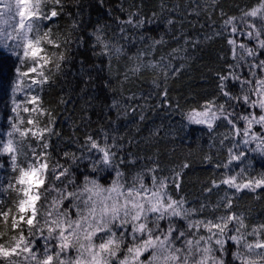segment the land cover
Wrapping results in <instances>:
<instances>
[{"label": "trees", "instance_id": "16d2710c", "mask_svg": "<svg viewBox=\"0 0 264 264\" xmlns=\"http://www.w3.org/2000/svg\"><path fill=\"white\" fill-rule=\"evenodd\" d=\"M262 3L264 0H216L215 3L213 0H61L59 5L47 4L45 12L50 13L55 7L60 14L44 21V30L51 29L52 38L60 47L44 44L45 51L40 56L45 59L38 61L42 62L47 73L53 68L52 63L46 62L51 59L52 52H63L69 59L64 61L61 72L52 77L55 83L51 86L46 84L44 91L38 94L39 99L27 105L38 109L32 116L39 118L40 128L47 123L49 114L54 117L55 123L51 127L58 133L51 135L50 148L45 150L51 155L40 188L34 229L36 221L43 223L41 213L52 211L50 200L54 197L57 201L60 199L56 192L49 193L47 198L43 194L54 182L51 168L57 162L62 165V168H57V174L67 168L70 173L68 179L75 176L78 186L84 182L85 175L99 177V182L105 185L109 182L100 181L103 175L115 178L112 170L92 172L93 162L98 161L102 153L96 149L89 150V137L100 146H110V151L116 154L113 165H118L129 180L137 172H146L153 167H157L158 176L166 178L180 172L177 178L179 195L187 199L186 206L199 208L201 203L206 205L204 212L196 214V219L215 221L218 216L235 213L243 214L248 231L264 224V186L257 191L244 189L236 194L228 213L222 207L213 210L212 206L225 191L235 192L220 181L239 173L252 158L230 161L229 150L231 155H235L241 142L235 143L232 137H236L235 129L226 120L219 119L211 129L189 120L191 113L204 110L210 103L214 109L224 105L226 112L238 111L241 116L254 113L258 117L262 114L258 107L246 106L242 98L231 101L223 94L226 91L234 97L243 95L239 80H234L233 76L252 79L253 85L255 78L250 76L247 67H229L235 65L232 45L228 43L234 36L229 29L222 28L225 20L241 17ZM133 13H138L133 17L134 21L144 20L143 27L121 23ZM170 19L172 24L168 23ZM97 27L103 28L105 39L122 47L123 54L119 57L94 54L101 51L90 35ZM121 27L125 29L124 33L120 32ZM81 39L83 46H80ZM161 39L162 43L153 45L154 40ZM241 40L249 47H255L246 37ZM259 59H264V50L260 51ZM149 62L158 67L143 68ZM17 64L8 52H0V131L9 130L8 119L15 115L11 111V86ZM138 64L143 70L134 72ZM255 71L258 78H264V71L260 68ZM221 76L229 78L222 82ZM248 87L245 84L244 90L247 91ZM165 89L167 95L164 94ZM254 98L255 93L249 95L250 100ZM17 100L22 102L23 95H18ZM21 114L29 116L22 109ZM236 124L243 128L245 122L239 120ZM252 128L260 137L264 135L261 125L253 124ZM32 130L37 131L35 128ZM32 143L35 147L34 139ZM251 148L250 144L239 147L238 153L244 151L248 155ZM252 161L253 167L246 169L245 174L238 177V182L261 179L264 175V161ZM0 163L4 165L0 168V182L7 186L9 177L18 173L12 172L6 156L0 159ZM184 164L188 167L184 168ZM226 164L229 165L227 168L224 167ZM61 181L67 183L65 177H61ZM146 182H151L150 177H146ZM213 182L219 187H213ZM55 184L58 188L64 187L60 181ZM210 188L211 191H206ZM73 190L69 185L64 195ZM169 190L177 196L174 184L169 185ZM16 198L14 192L0 194V199L5 200V211L12 207L11 201ZM69 199L58 207L52 206L54 216L56 212L65 211ZM15 214L13 208L12 215ZM12 215L6 222L0 220V229L6 233L0 237V243L10 242V237L19 233V229H11ZM27 216L30 214L25 218ZM21 227L27 235L23 221ZM44 235H47L46 229ZM261 239L264 240V236ZM250 240L254 241L255 237ZM39 246L42 256V240H37L36 247Z\"/></svg>", "mask_w": 264, "mask_h": 264}, {"label": "snow or ice", "instance_id": "6c2138e0", "mask_svg": "<svg viewBox=\"0 0 264 264\" xmlns=\"http://www.w3.org/2000/svg\"><path fill=\"white\" fill-rule=\"evenodd\" d=\"M215 2L216 0H213V3ZM0 3L3 4L0 8V47L18 62L11 86V111L15 115L8 119L9 130L5 134L6 139H0V156L8 155L12 172L18 173L15 177H9L7 186L0 182V194L14 192L17 198L11 201L12 207L7 211L4 210L5 200L0 199V220L6 222L14 208L16 214L12 215L11 229H19V233L12 235L10 242L0 243V261L3 264H264V253L255 252L256 249H264V240L261 239L264 236V224L248 231L243 214L228 213L236 194L244 189L255 191L264 185V175L255 181L238 182V177L243 176L246 169L253 167L252 160H248L236 175L226 176L220 181L235 192L230 194L225 191L212 208L216 210L222 207L228 214L216 217L215 221L196 219V214L204 212L206 205L201 203L199 208L186 206L187 199L179 195L180 183L177 178L180 172H176L172 178H166L158 176L157 167H153L146 172H137L129 180L118 165H113L116 154L110 151V146H100L89 137V150L96 149L98 153H102L101 158L93 162L92 172L112 170L115 172V178L110 186L105 187L99 183V177L89 178L85 175L83 186L80 187L76 185L75 176L68 179L70 173L67 168L57 174V168H62L57 162L51 168L54 182L43 194L47 198L49 193H57L60 199L57 201L54 197L53 205L63 204L65 199L71 198L69 209H75L76 219L71 218L68 210L56 212L55 216L52 211H44L41 213L44 216L43 223L36 221L34 229V218L38 211L34 202L40 199L41 194L33 191L32 184L44 183L51 155L45 150L50 148L51 135L58 133L53 132L51 127L55 123L54 117L49 114L47 123L40 128L39 118L32 116L38 109L29 108L27 105L29 100L35 103L39 99L38 94L44 91L46 84L51 86L55 83L52 77L61 72L64 61L69 59L63 52H52L51 59L46 62L52 63L53 68L47 73L43 70V65L38 64V60L45 59L40 56V53L45 51L44 44L53 48L60 47L58 41L52 38L51 29L44 30L43 22L60 14L55 7L50 13L45 12L44 7L49 3L59 5L61 0H0ZM136 15L138 13H133L127 21L121 23L143 27V19L134 21L133 17ZM249 17L253 19L249 20ZM256 20H259V26ZM168 23L172 24L173 21L170 19ZM229 26L230 34H238L255 41V47H249L247 43L237 44L235 39H229L235 61V65L229 67L249 69L250 76L255 78L254 86L252 79H242L239 75L232 78L240 82L244 103L250 108L258 107L262 114L258 117L254 113L241 116L238 111L226 112L224 105H219L216 111H213L210 103L205 111L196 113L189 119L196 124H207L209 129L214 121L226 120L235 129L236 135H242L244 145L258 140L256 148L250 151L258 152L261 158H264V138H259L255 133L250 135L253 124L264 127V78H258L255 71L256 68L264 71V59H259L260 51L264 50V4L244 12L239 18L231 17L225 20L222 28L228 29ZM120 32L124 33L125 29L121 27ZM90 35L94 37V44L101 49L99 53L94 54L109 57H119L123 54L122 47L105 39L102 27H97ZM140 39L143 40L144 37L141 36ZM162 42V39L154 40L153 45ZM80 46H83L82 39ZM156 67L158 65H153L152 62L143 66L148 69ZM141 70L143 69L138 64L133 71ZM81 71L83 72V69ZM228 78L220 77L222 82ZM245 84L249 85L247 91L244 90ZM221 87L223 88V84ZM251 92H255L257 100L250 101L248 93ZM20 94H23L22 102L17 100ZM164 94L167 95L166 89ZM223 94L229 100L240 99L226 91ZM21 109L29 116H22ZM239 120L245 122L242 132L236 124ZM34 128L37 131H33ZM44 133L49 135L45 136ZM33 139L36 141L35 147ZM229 152L230 161H242L246 156L244 151L236 155H231V149ZM120 162L123 163V159ZM228 166L224 165L226 168ZM3 167V163H0V168ZM183 167L187 168L188 165L184 164ZM61 177H65L67 183L61 181ZM146 177H150V184L146 182ZM56 181L63 183L64 187H56ZM170 184L175 185L179 198L169 190ZM69 185L75 190L64 195ZM213 187L218 188L219 184L213 182ZM211 190L210 188L206 191ZM81 204L83 208L80 207ZM41 207L43 208V205ZM27 208H31L32 212L25 218L22 214ZM21 221L27 226V235L24 227H21ZM178 221H184L186 226L181 227ZM230 224L232 227H229ZM45 229L47 235H44ZM5 234V231L0 229V237ZM250 236L255 237V240L249 241ZM37 240H42V256L40 249L36 247ZM53 241L55 243H52ZM229 241L235 245L234 251L230 252L227 247ZM71 251L76 255H69ZM144 253L149 255L142 260ZM253 253L259 260L252 258ZM229 255L230 260L227 259Z\"/></svg>", "mask_w": 264, "mask_h": 264}, {"label": "rangeland", "instance_id": "374dc122", "mask_svg": "<svg viewBox=\"0 0 264 264\" xmlns=\"http://www.w3.org/2000/svg\"><path fill=\"white\" fill-rule=\"evenodd\" d=\"M33 2H34V0H33ZM262 4H264V3H262ZM261 5V4H260ZM260 5L258 6V7H256V8H259L260 7ZM3 7V4L2 3H0V8H2ZM239 18V17H238ZM17 19H18V17H17ZM249 20H252L253 18H251V17H249L248 18ZM257 24L258 23H260L259 22V20H256L255 21ZM257 26H259V25H257ZM230 31H231V29H230V26H229V28H228ZM10 30V29H9ZM234 37L232 38V39H235L236 40V42H237V44H239V43H243V41L241 40L242 39V37H244V36H240V35H238V34H232ZM249 42H251V43H254V46H255V41H249ZM9 43H12L11 41H9ZM0 52H7V51H5L2 47H0ZM38 64H41V65H43L42 64V62L41 61H38ZM44 68V67H43ZM39 70V69H38ZM255 85V84H254ZM253 85V86H254ZM255 92H251V93H249V95H253ZM23 94H21V96H22ZM242 94L239 96L240 97V99L242 98ZM258 99V97L255 95V98L254 99H252V100H257ZM231 101H234V100H231ZM251 101V100H250ZM29 103H32L30 100H29ZM28 103V104H29ZM246 106H248V105H246ZM249 107V106H248ZM212 110L213 111H216V109H214V108H212ZM203 111H205V109L204 110H201V111H194L193 113H191L190 114V116H193V115H195L196 113H199V112H203ZM190 120V122L191 123H194L191 119H189ZM219 120V119H218ZM218 120H216V121H214L213 122V126H215V124L218 122ZM194 124H196V123H194ZM198 125H200V126H203V127H208L207 126V124H198ZM238 128H239V126H237ZM209 128V127H208ZM241 129V132H242V130H243V128H240ZM8 130H4V131H0V139H6V132H7ZM252 133H254L253 132V128L251 129V133H250V135L252 134ZM234 134H235V136L236 137H234V135H232V137H233V139L235 140V143H239V142H241L240 143V146L239 145H237V149H236V154H238V150H239V147H240V149H241V147H247V146H249V144L248 145H244L243 143H242V140H243V137H242V135H236V132H234ZM257 136H259L260 137V135H258L257 134ZM262 136V135H261ZM238 138V139H237ZM260 138H264V135L262 136V137H260ZM259 141L257 140V141H254V142H252V143H250V145H252L253 146V148H251V149H255L256 148V145H257V143H258ZM235 154V155H236ZM247 155V154H246ZM5 156L7 157V159H9V156L8 155H3V156H0V159H5ZM247 157H250V158H252V160H262V161H264V158H261V156H260V154L259 153H257V152H250V153H248V155L247 156H245L244 158L245 159H248ZM246 163V162H245ZM46 171H45V175H44V178H45V176H46ZM114 178H113V176L112 177H108L107 175H103L101 178H100V181L101 180H107L109 183H108V185H105V184H103L102 182H99L100 184H102V185H104L105 187H108V186H110V184H111V181L113 180ZM33 180L35 181V177H33ZM255 180H258V179H254V180H251V181H255ZM248 181H250V180H247V181H243V182H248ZM149 184H150V182H149ZM43 184H39L38 182H34L33 184H32V189H33V191L34 192H38V193H40V188H41V186H42ZM83 186V182L80 184V187H82ZM262 186H264V185H262ZM261 186V187H262ZM25 187H27V185H25ZM261 187H259V188H261ZM259 188H256V190L255 191H257ZM75 190V189H74ZM73 190V191H74ZM22 194V193H21ZM41 196V195H40ZM22 198V197H21ZM71 199V198H70ZM69 199V200H70ZM52 201H53V199H51L50 200V204H51V210L53 211L54 209H52V206H54V207H58V206H60L61 204H57V205H53L52 204ZM37 202H38V200H36L35 202H34V207L37 209ZM80 207L81 208H83V204H81L80 205ZM64 210H68V212H69V214L71 215V218L72 219H76V216H75V209H69V204L68 205H66L65 207H64ZM31 212H32V209L31 208H27V209H25V213H23V214H30L31 215ZM162 223H164V222H162ZM178 223H179V225L181 226V227H185L186 225H185V222L184 221H178ZM248 239H249V237H248ZM250 239H252V237L250 236ZM249 239V241H251ZM97 243H99V241H97ZM178 244H179V242H178ZM227 247L229 248V250H230V252L231 251H234L235 250V245L234 244H232L230 241L228 242V244H227ZM38 249H40V246L38 247ZM255 252H259V253H264V249H256L255 250ZM69 255H71V256H75L76 255V253L74 252V251H71L70 253H69ZM148 253H144V255L141 257V259L142 260H145L147 257H148ZM217 255H219V253H217ZM252 258L253 259H255V260H259V257H257L256 256V254L255 253H253L252 254ZM227 259H231V255H229L228 257H227Z\"/></svg>", "mask_w": 264, "mask_h": 264}]
</instances>
